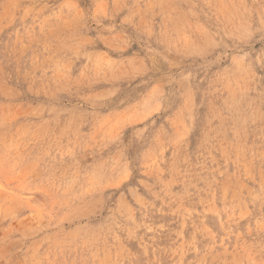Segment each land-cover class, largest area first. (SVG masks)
I'll return each instance as SVG.
<instances>
[{
	"label": "rangeland",
	"instance_id": "obj_1",
	"mask_svg": "<svg viewBox=\"0 0 264 264\" xmlns=\"http://www.w3.org/2000/svg\"><path fill=\"white\" fill-rule=\"evenodd\" d=\"M0 264H264V0H0Z\"/></svg>",
	"mask_w": 264,
	"mask_h": 264
}]
</instances>
